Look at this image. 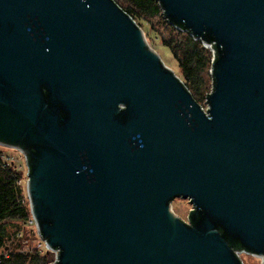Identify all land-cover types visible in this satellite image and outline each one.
<instances>
[{
	"label": "water",
	"instance_id": "water-1",
	"mask_svg": "<svg viewBox=\"0 0 264 264\" xmlns=\"http://www.w3.org/2000/svg\"><path fill=\"white\" fill-rule=\"evenodd\" d=\"M158 1L221 48L206 110L113 0H0V145L51 264H264V0Z\"/></svg>",
	"mask_w": 264,
	"mask_h": 264
},
{
	"label": "trees",
	"instance_id": "trees-1",
	"mask_svg": "<svg viewBox=\"0 0 264 264\" xmlns=\"http://www.w3.org/2000/svg\"><path fill=\"white\" fill-rule=\"evenodd\" d=\"M125 13L131 15L133 18L140 15L153 16L162 10L158 0H113ZM163 14V12H162ZM179 30L173 23L171 27L175 29L183 38L176 42V44H168L172 49L174 56L178 59L181 73L186 82H183L185 88L189 91L193 99L199 103L200 93L197 91L201 89L202 80L201 72L213 66L214 61H217L221 52L219 45L214 42L211 35L206 34V38L212 43L215 55L212 62V52L202 47L200 40H194L193 36L188 30H185L184 24L179 23ZM214 80L211 75V91L206 95L207 97L213 91ZM195 90V91H194ZM123 117V115H119ZM20 174L16 172L11 166L2 165L0 160V247L8 240L9 231L7 229V222L26 221L29 217L26 204L22 201L20 196V188L18 186V179ZM194 210L196 209L193 208ZM204 216L203 212L197 215H190L191 224L195 223L197 227L200 226V219ZM220 234L225 236L229 244L236 250L247 248L242 241L235 235H229L225 229L219 224L215 225ZM13 235V234H12ZM11 235V236H12ZM48 262L46 256H41L37 252L29 253L17 250H11L9 258H6L1 264H46Z\"/></svg>",
	"mask_w": 264,
	"mask_h": 264
},
{
	"label": "rangeland",
	"instance_id": "rangeland-1",
	"mask_svg": "<svg viewBox=\"0 0 264 264\" xmlns=\"http://www.w3.org/2000/svg\"><path fill=\"white\" fill-rule=\"evenodd\" d=\"M134 20L140 26L147 45L158 54L162 62L167 67H169L176 76H178L183 82H186L182 76V71L179 67L178 59L174 56L172 49L168 45L176 44L175 41H180L183 38V35L181 36L180 33L175 31V27V29L171 27L170 23L163 16L162 10H160L158 14L153 16H136ZM201 45L202 47L209 49L208 47L203 46L202 43ZM201 80L202 86L201 89L197 92L200 93L199 104L204 110H206V94L211 91L210 68H207L206 70H203L201 72ZM0 160L2 165H5V162H8L9 165L5 166H11L16 170V172L20 174V178L18 179L20 196L22 197V201L26 204L29 213V217H27L25 222L19 220L14 222H7V229L9 231L10 237L6 242H4V244H9L12 250L29 253L37 252L41 256H46L48 260L46 264H50L55 259L54 252L51 251L48 253L46 251V247L37 233L35 223H30V220H32V218H30L32 214L30 212L26 192L27 166L25 156L17 148L0 145ZM170 206L171 210L177 216H179L182 220L188 222V213L193 208L188 198L177 196L172 199ZM33 222H35V220ZM19 233L20 235L18 236ZM239 256L243 264H262L261 257L254 254L240 251Z\"/></svg>",
	"mask_w": 264,
	"mask_h": 264
},
{
	"label": "built area",
	"instance_id": "built-area-1",
	"mask_svg": "<svg viewBox=\"0 0 264 264\" xmlns=\"http://www.w3.org/2000/svg\"><path fill=\"white\" fill-rule=\"evenodd\" d=\"M207 109V108H206ZM6 164L5 165H9L8 164V162H5ZM11 163H12V161H11ZM28 169V168H27ZM26 176H27V173H26ZM27 179H28V177H27ZM27 181V180H26ZM18 182V181H17ZM30 218H32V220H30V223H32V224H34L35 223V225H36V222H33L34 220H33V217L31 216ZM36 230H37V233H38V235H39V237H40V239L43 241V243H44V245H45V249H46V251L49 253V252H54V255H55V259H54V261L57 259V250H55V249H52V248H50V246H48V244L46 243V241L44 240V239H42L41 238V236H40V233H39V231H38V228H37V225H36ZM20 235V233L18 234V236ZM11 248H10V245L9 244H4L3 246H1L0 247V264L6 259V258H9V256H10V253H11ZM238 255H239V252H238ZM240 257V256H239ZM53 261V262H54ZM52 262V263H53ZM51 264V263H50Z\"/></svg>",
	"mask_w": 264,
	"mask_h": 264
},
{
	"label": "bare ground",
	"instance_id": "bare-ground-1",
	"mask_svg": "<svg viewBox=\"0 0 264 264\" xmlns=\"http://www.w3.org/2000/svg\"><path fill=\"white\" fill-rule=\"evenodd\" d=\"M259 257H261V256H259Z\"/></svg>",
	"mask_w": 264,
	"mask_h": 264
}]
</instances>
